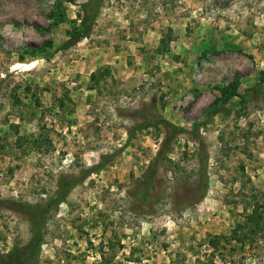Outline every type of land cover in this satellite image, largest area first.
Wrapping results in <instances>:
<instances>
[{
    "label": "rangeland",
    "instance_id": "1",
    "mask_svg": "<svg viewBox=\"0 0 264 264\" xmlns=\"http://www.w3.org/2000/svg\"><path fill=\"white\" fill-rule=\"evenodd\" d=\"M86 1L0 0V264H264V0Z\"/></svg>",
    "mask_w": 264,
    "mask_h": 264
},
{
    "label": "trees",
    "instance_id": "2",
    "mask_svg": "<svg viewBox=\"0 0 264 264\" xmlns=\"http://www.w3.org/2000/svg\"><path fill=\"white\" fill-rule=\"evenodd\" d=\"M99 3L100 0H87L85 4H83L82 6V10L85 13L84 19H83V23L84 21L87 20V18H89V21H94L95 17L98 14L99 11ZM161 124H163L165 127H167V129H174L175 131L178 130V128L174 125H172L171 123H169L168 121L162 119ZM150 127V126H147ZM131 136L128 135V139ZM85 177V175L81 176V179H83ZM76 180L71 179V180H61L59 182L57 191L55 192L54 196L52 198H50L47 203L42 206L41 208H31L30 212L31 214H33V216H35V219L32 221V233H33V239H32V245H33V249H32V257H36L37 252L40 248V244L42 242V235H41V226H42V222H43V218L45 216L48 215V213L51 210H54L55 208H57V206L64 201L66 195L70 192V190L73 188V186L75 185ZM143 183L146 184V180L143 181ZM152 183V182H151ZM149 185V184H148ZM206 187L207 184H204V190L206 191ZM204 191V192H205ZM23 260L21 262H18L17 264L22 263ZM26 262V261H25ZM23 264H28L23 263Z\"/></svg>",
    "mask_w": 264,
    "mask_h": 264
}]
</instances>
